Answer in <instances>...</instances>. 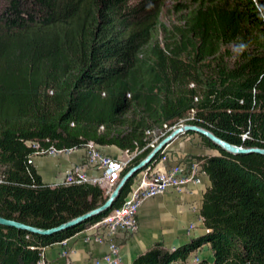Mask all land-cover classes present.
Instances as JSON below:
<instances>
[{"label":"trees","instance_id":"1","mask_svg":"<svg viewBox=\"0 0 264 264\" xmlns=\"http://www.w3.org/2000/svg\"><path fill=\"white\" fill-rule=\"evenodd\" d=\"M189 3L167 26L166 0H0L1 217L53 229L110 195L44 183L32 142L44 150L116 146L134 155L122 175L152 151L147 131L168 126L164 139L182 121L264 149V0ZM241 43L229 61L224 47ZM201 138L220 152L203 157L207 232L174 250L156 243L133 264H192L205 245L212 262L195 264H264V155H234ZM132 181L112 209L61 232L0 225V264H39L45 248L120 206Z\"/></svg>","mask_w":264,"mask_h":264},{"label":"crops","instance_id":"2","mask_svg":"<svg viewBox=\"0 0 264 264\" xmlns=\"http://www.w3.org/2000/svg\"><path fill=\"white\" fill-rule=\"evenodd\" d=\"M199 141V137L193 135L183 137L179 142L170 145L169 156L175 162H180L179 159L189 156L220 155L218 150L206 148ZM105 151L116 159H125L115 147L110 146ZM83 158L84 148L75 149L71 153L61 156L34 157L31 162L44 183L59 185L63 184L71 166L80 164ZM88 172L92 174L93 170L89 169ZM209 187V177L204 174L196 186H190L180 193L168 192L145 200L138 213V232L128 236L121 233L116 238L117 244L121 247L117 264H133L137 257L147 252L156 243H162L166 249L171 250L204 235L207 229L203 222L197 220L198 213L196 211H201L203 196ZM191 223L196 224V229L193 232L189 230ZM91 229L92 227L63 241V243L70 242L69 248L74 249L67 259L62 256L66 249L63 243H56L46 248L48 263L68 264L75 261L78 264H94L98 258L104 257L108 252L107 245H98L86 240L87 235L92 232ZM194 255H199L201 259H207L210 262L213 260V255L207 245L191 254V262Z\"/></svg>","mask_w":264,"mask_h":264},{"label":"rangeland","instance_id":"3","mask_svg":"<svg viewBox=\"0 0 264 264\" xmlns=\"http://www.w3.org/2000/svg\"><path fill=\"white\" fill-rule=\"evenodd\" d=\"M186 5L188 7L190 6L189 0H166V5H165L164 9L162 10V15H161L162 19L161 20L163 22H166L167 26H170V23H173L175 21L177 22V17L182 13V11H184ZM174 6H177L178 9L173 8ZM237 49H238V46L236 44H231L230 46L224 47V50H228L230 52V55H229V58H228L229 61H233L234 58L236 57V55L241 52V51H237ZM183 125H187V124L182 121V122L179 123V125L177 124V126L172 128V130L177 128V127L183 126ZM164 127H165V129H163V130H157L155 132H150V131L146 132L147 136H152V140H153V144L152 145H154V147L157 146L163 140V138H161V137L164 136L166 130L168 131L170 129V127H168V126H164ZM190 135L199 137V139H200L199 142L203 143V139L201 138L200 134L193 133V132L192 133H188V132L183 133V134L179 135L172 143H170L164 149L163 152L159 153V155L161 157L159 158V160H157L155 163H153V166L149 167V165H147L144 169L139 171V173H137V175L133 178V181L141 183L144 178L150 179V177H152V180L156 179L155 175H151V173H153V172L162 174L165 171H172V170H174L177 167H181L184 170V173H185L186 177L189 178V181L184 186H182L179 183L180 176L177 179H173L169 183L165 182L164 180H159V182L164 185L163 186V190H162L163 192L162 193H157L156 195L151 196V197H149L144 192L138 191L137 192L138 199L136 201L138 203L137 214L135 213L134 217L131 218L128 221V225H126L127 229L120 230L117 233H112L108 224H106V223L98 224L99 222H101L103 220L102 219L99 222L91 224V225H89L87 227V229L92 227L91 234L93 235L92 236L93 239H87L86 238V240H88L89 242H94V243H96L98 245H107L108 246V252L106 253V255L107 256L111 255L113 253V251H116L114 259L117 262H119V258H120L119 254H120V248L121 247H120V245L117 244L116 238H117V236L119 234H121V232L123 233V235H126V236L132 235V234H135V233L138 232V230H139L138 213H139L140 207L142 206V204H143V202L145 200L154 198L156 196H159V195H162V194H165V193H168V192L180 193L183 190L188 189L190 186H196V185H198L200 183V177L203 175L202 174V167H201V172H199V167L195 166V163L204 164V159H203L204 156H198L199 158L198 157L189 156V157H185L184 159H179L180 162H175L173 160V158L171 156H169L170 145L174 144L176 142H179L180 140L183 139V137H188ZM202 145L204 147H206L204 145V143ZM109 147L110 146H108V147L107 146L99 147V149H95V150L96 151H98V150L102 151V154L104 156L110 157L111 159L118 160V161L124 163L125 166L122 169V171H123L125 168H127L129 166V164L132 161L134 155L131 156V153L129 151L121 150V149H119L116 146H112V147H115V148L118 149L119 154H121V156L123 155L125 157V159H116L114 156H112L111 154L107 153V151H105V149L109 148ZM206 148H210V147H206ZM91 149H92V147H89V148L85 149L84 150V158H83L82 162L80 164L72 165L70 170H72L73 168L75 169L77 167H87L86 170H87L88 177L89 178H97L96 176H98V173H100V169L97 168V166H95V165L89 166L91 164L90 160L92 161V159H90V156L92 154V150ZM69 153H71V151L66 152V153L62 152V153H58L57 154V153H55V151L53 149V150H51V151H49L47 153H43V154H40V155H36V153H35L34 154L35 156H33L32 159L34 157H38V156H40V157L41 156L54 157V156L66 155V154H69ZM200 157H202V158H200ZM181 161H184V162H181ZM132 168L133 167H131L130 169H132ZM89 169L93 170L92 174H90L88 172ZM69 171L67 172V174L69 173ZM124 175H122V172H120L119 179L118 178L116 179V181H115V183L113 184L112 187H110V184H109V182H107V179L100 180L97 183L96 186H99L102 189H105L106 192L108 191V189H110V194H111V192L116 188V186L119 184V182L121 181V178ZM159 179H163V177H159ZM63 184H64V181H63ZM196 212L198 213L197 220H200L201 222L204 223L203 217L201 215V211L200 212L196 211ZM111 213H112V211H111ZM111 213H109L106 216L108 217L109 215H111ZM195 229H196V224L195 223H191L190 226H189L190 232H193ZM126 230H128V231H126ZM77 235H79V234H77ZM60 243H63V241L60 242ZM69 243L70 242H64L63 243V245L65 246L66 249H64V251L62 253V256L65 257V259L69 258V255L71 253H73V250H74L71 247H70L71 249L69 248ZM45 249L42 252L41 258L39 259L40 260L39 264H49L48 260L46 258ZM171 250H174V249H171ZM106 255L104 257H102V258H98L95 261L94 264H107L105 262V258L107 257ZM193 257L194 258L192 259V262L190 261L192 264L200 262L201 258L199 257V255H194ZM68 264H78V263L73 261V262H69Z\"/></svg>","mask_w":264,"mask_h":264},{"label":"built area","instance_id":"4","mask_svg":"<svg viewBox=\"0 0 264 264\" xmlns=\"http://www.w3.org/2000/svg\"><path fill=\"white\" fill-rule=\"evenodd\" d=\"M248 137L247 134L242 135V140H245ZM33 148L36 149V155H40L43 153H47L54 149L55 153H62V152H69L74 151L75 149H56L51 147L49 150L41 149V146L37 142L29 143ZM92 147V154L90 156V165H95L97 168L100 169V173H98L97 178H89L87 174V167H77L73 168L69 171V173L65 176L64 184H90V185H97V183L102 179H107L109 182L110 187L113 186L116 179H119L120 172H122L123 167L125 166L124 163L111 159L110 157L104 156L102 151H96L95 149H99V146L94 144L93 142L88 143L84 150ZM35 156V155H34ZM33 157V156H32ZM32 159V158H31ZM195 166L199 167V172H201V164L195 163ZM162 171V170H161ZM160 173H151V175H155L156 179L152 180L144 178L141 183L132 181L129 191L124 197L122 203L117 208L112 210L111 215L108 217L106 216L103 218L101 223H106L109 225L112 233H117L120 230L127 229L126 225H128V221L134 217V214H137L138 210V203L136 202L138 199L137 192L141 191L147 194L149 197L156 195L157 193H162L163 191V184L159 182V180H164L165 182L169 183L173 179H177L180 176L179 183L184 186L188 181L189 178L186 177L184 170L181 167H177L172 171H165L162 174ZM159 177H163V179H159ZM137 181V180H136ZM107 193H110V189H108ZM140 206V205H139ZM129 215V216H128ZM128 231V230H126ZM122 233V232H121ZM93 235H87V239H93ZM95 236V235H94ZM88 241V240H87ZM92 241V240H91ZM116 251H113L111 255H106L105 262L107 264H117V261L114 259Z\"/></svg>","mask_w":264,"mask_h":264},{"label":"water","instance_id":"5","mask_svg":"<svg viewBox=\"0 0 264 264\" xmlns=\"http://www.w3.org/2000/svg\"><path fill=\"white\" fill-rule=\"evenodd\" d=\"M186 132H193V133H198L203 137H206L209 139L213 144L216 146L220 147L221 149L234 154V155H242V154H248V153H257V154H262L264 155V149L261 148H244L240 146L233 145L219 137H217L214 133L211 131L197 126V125H183L180 127H177L173 129L169 135H167L157 146L153 147L152 151L150 154L142 160L138 165L130 169L122 178L119 184L116 186V188L111 192L105 203L100 206L97 209H94L82 216H79L67 223H64L56 228L53 229H41V228H36L30 225H27L22 222L14 221V220H9L4 217L0 216V225L5 226V227H13L18 230H24L32 234L36 235H52L57 232H61L63 230L78 226L86 221H88L91 218H94L96 216H99L110 209L114 206L115 202L120 198L124 188L128 184L129 181H131L139 171L144 169L147 165H149L154 158L159 155V153L163 152L164 149L172 143L179 135L186 133Z\"/></svg>","mask_w":264,"mask_h":264},{"label":"clouds","instance_id":"6","mask_svg":"<svg viewBox=\"0 0 264 264\" xmlns=\"http://www.w3.org/2000/svg\"><path fill=\"white\" fill-rule=\"evenodd\" d=\"M244 48H245V45H244L243 43H241V44L238 46L237 51H242Z\"/></svg>","mask_w":264,"mask_h":264},{"label":"bare ground","instance_id":"7","mask_svg":"<svg viewBox=\"0 0 264 264\" xmlns=\"http://www.w3.org/2000/svg\"><path fill=\"white\" fill-rule=\"evenodd\" d=\"M201 167H202V164H201ZM202 174H203V175L205 174L204 171H203V169H202Z\"/></svg>","mask_w":264,"mask_h":264}]
</instances>
